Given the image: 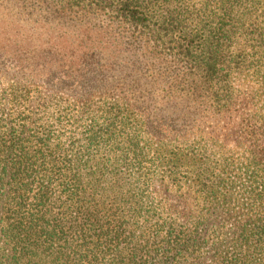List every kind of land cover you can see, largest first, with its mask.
<instances>
[{
    "label": "trees",
    "instance_id": "1",
    "mask_svg": "<svg viewBox=\"0 0 264 264\" xmlns=\"http://www.w3.org/2000/svg\"><path fill=\"white\" fill-rule=\"evenodd\" d=\"M0 78V264H264V0H0Z\"/></svg>",
    "mask_w": 264,
    "mask_h": 264
},
{
    "label": "rangeland",
    "instance_id": "2",
    "mask_svg": "<svg viewBox=\"0 0 264 264\" xmlns=\"http://www.w3.org/2000/svg\"><path fill=\"white\" fill-rule=\"evenodd\" d=\"M72 68H74V66L72 67ZM72 72V71H71ZM49 75H50V83L54 86V85H57V82L54 80V78H53V76L55 77V78H59V77H64V74L63 73H61V72H57V73H54L53 74V72L51 73V69H50V71H49V73H48ZM65 76H66V74H65ZM1 79V78H0ZM69 82H70V84H71V81L69 80ZM74 86V85H73ZM96 90V89H95ZM42 92H47V90L46 89H42ZM48 92L50 93V92H54L53 91V88H52V90L51 89H49L48 88ZM53 94V93H52ZM20 111V114H25V112L23 111V110H21V109H19L17 112H19ZM20 119H21V117H16V118H13V119H8L9 121H11L13 124H17V123H19L20 122ZM3 130V129H2ZM192 137H194V136H192ZM191 137V138H192ZM191 138H186L187 139V141L186 142H188V140H191ZM179 139L180 138H178L177 139V141H178V145H179V147H183L184 145H185V142H183V143H180L179 142ZM63 141V139H60L59 141H51V143L48 145V146H51V145H55V147H57V149H56V153H58L57 152V150H59V152H61V148L56 144V143H59V144H61V142ZM72 237V236H71ZM74 240H71L72 241V244H74L73 246H75L76 247V249H79V250H82V246H80L79 247V245L78 244H80V242L79 241H77L74 237H72ZM78 243V244H77Z\"/></svg>",
    "mask_w": 264,
    "mask_h": 264
}]
</instances>
